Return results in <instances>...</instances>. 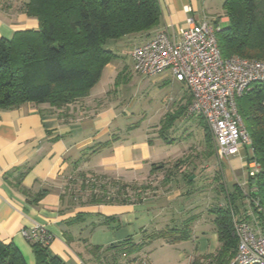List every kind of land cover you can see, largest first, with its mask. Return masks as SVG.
<instances>
[{"label": "crops", "instance_id": "obj_1", "mask_svg": "<svg viewBox=\"0 0 264 264\" xmlns=\"http://www.w3.org/2000/svg\"><path fill=\"white\" fill-rule=\"evenodd\" d=\"M157 1L160 10L157 26L145 33L131 35L138 39L131 48L161 31L176 33L185 29L188 17L198 22L207 20L218 28L220 22L227 24L222 6L218 16L212 15L203 8L206 0ZM24 2L26 0H0V39H9L15 31L37 28V21L27 17L21 9ZM199 2L203 3L202 8H199ZM105 69L106 72L109 70V75H114L120 73L121 68L108 64ZM165 73L152 76L153 81L163 86L179 84L185 89L183 94L173 98V104L170 101L161 107L163 117L177 116L166 135L156 133L157 128L152 129V134L150 130L145 134L136 131L122 118V108L117 102L103 95L104 89H92L88 97L67 109L56 110L47 104L28 103L0 110V241L17 247L26 264H35L34 254L20 232L34 226L44 227L53 235L48 251L66 264H97L96 256L100 257L108 246L133 237L140 238L144 232L164 230L187 236L176 242H191L194 251L198 252L196 255L217 249L213 215L208 210L226 205L240 215L242 202L238 200L232 205L226 194L234 192L235 187L243 194L248 191V178L241 170L246 163V149H239L236 155L226 159L228 168L223 171L226 182H212L214 186L211 184L205 197L209 202L206 212L205 209L197 210L188 217L172 207L183 198L177 189H172V183L173 176L183 172L186 160L183 153L174 150L182 147V143L186 145L190 133L186 132V125L198 118L188 116L184 109L191 101L185 86L175 82L169 72ZM182 113L184 116L181 117ZM105 142H108L106 146L99 145ZM154 143L174 153L170 152L168 157L158 156L153 149ZM96 147L98 149L93 152ZM196 151L195 157L199 155ZM179 162L183 165L177 168L178 173L168 180H162V177L160 187L152 194L133 200L131 196L138 188H135L137 192L131 191L132 204L74 203L76 198L68 193L66 183L77 173L97 180L111 179L116 187H134L144 183L146 177L159 174H150L152 165L162 164L171 172ZM195 176L193 172L191 178L194 180ZM236 204L237 208L234 207ZM121 211L132 218L127 220L130 232L122 233L112 230L111 224L103 225L105 219L115 218ZM163 241L171 245L168 240ZM194 257H190V262Z\"/></svg>", "mask_w": 264, "mask_h": 264}, {"label": "trees", "instance_id": "obj_2", "mask_svg": "<svg viewBox=\"0 0 264 264\" xmlns=\"http://www.w3.org/2000/svg\"><path fill=\"white\" fill-rule=\"evenodd\" d=\"M21 9L27 17L37 21V28L15 31L9 39H0V110L28 103L67 109L74 101L89 96L106 66L116 57L105 47L108 41L145 33L156 27L160 19L157 0H26ZM222 10L227 24L216 32L222 57L264 62V0H224ZM243 97L247 100V111L242 120L251 143L245 162L259 166L255 177L248 178V189L256 187V197L264 207V83L254 85ZM188 105L184 107L186 112ZM176 119L177 116H168L164 127L171 126ZM204 127L206 130V125ZM205 140L209 155H214L213 141L207 131ZM180 163L183 162L177 163L175 169ZM157 172L163 173L162 180L171 177V172L162 164L151 166L150 174ZM181 176L186 182L194 181L192 173L182 172ZM86 183L90 185L86 189L90 195L88 204L134 203L127 185L117 186V191L111 195L107 182L101 185L98 194L95 182ZM144 186L143 189H147V185ZM226 195L232 205L240 200L243 206L244 195L239 188L235 187L234 192ZM234 207L237 208V204ZM209 213L213 215L218 247L212 255L196 257L191 264H228L237 246L231 224L232 210L226 205L216 206ZM150 238L173 243L187 236L164 230ZM30 246L35 264H66L52 255L48 247L37 243ZM142 246L143 243H132V239L110 245L105 249V253L114 254L109 256L110 262L104 263L102 260L106 257L101 254L102 257L96 256L97 264H119L116 256L125 258L127 264H147L137 258ZM0 264H26V261L17 247L0 241Z\"/></svg>", "mask_w": 264, "mask_h": 264}, {"label": "built area", "instance_id": "obj_3", "mask_svg": "<svg viewBox=\"0 0 264 264\" xmlns=\"http://www.w3.org/2000/svg\"><path fill=\"white\" fill-rule=\"evenodd\" d=\"M176 33L164 30L134 46L132 69L143 77L169 72L185 86L191 97L188 116L201 118L209 129L218 161L249 149L250 137L237 101L251 86L264 83V62L239 57L223 58L218 47V27L193 17ZM247 178L259 171L255 162L245 163ZM256 187L245 192L240 215L232 211L231 224L237 246L228 264H264V207L256 197ZM29 244L48 247L53 235L44 227L22 229Z\"/></svg>", "mask_w": 264, "mask_h": 264}, {"label": "rangeland", "instance_id": "obj_4", "mask_svg": "<svg viewBox=\"0 0 264 264\" xmlns=\"http://www.w3.org/2000/svg\"><path fill=\"white\" fill-rule=\"evenodd\" d=\"M223 2L224 0H206L204 4L199 2L198 5L199 8H202L201 4H203V8H206L208 13L212 15L217 14L218 16V14L221 13L220 11ZM211 10L212 12H210ZM205 21L212 23L207 20ZM218 26L223 28L225 25L220 22L218 23ZM135 39L137 38L126 36L119 40H110L106 43L105 47L111 49L116 56L111 60L110 64L111 66L115 65L121 68L120 73L109 75V70L106 72L105 69L93 90L97 91L104 89L106 94L103 92V95L105 97L109 96V99L117 102V106L122 108V118L129 121L134 126V129H136L139 133L145 134L150 130L149 133L152 134V129L157 128L158 132L156 133L160 134L162 132V135H166L167 131L172 126L164 127V124L167 122L168 115L164 117L161 115V107H163V105L170 104V101H172L171 104H173V98L183 94L185 89L179 84H167L166 86H163L161 83H155L153 81L154 77H143L135 73L132 69V62L129 56V53L132 50L131 47L136 42ZM165 74L169 76L168 73ZM253 87L254 85L251 86V88ZM75 102L77 101H74V103ZM237 104L239 114L242 117L247 111L246 98L243 97L239 99ZM85 113L88 112L86 111ZM182 116H184V114H182L181 117ZM191 117L198 118L195 116ZM183 120L184 119L181 118V121ZM204 126L205 123L203 120H199V118L193 120L192 122H188L186 125V132L189 131L190 133L187 136V139L185 138L187 143L186 145L182 143V147H178L174 150L175 152L183 153V159L186 158L183 163L184 174L189 175L193 172L196 174L193 182H186L181 174H177L179 169L177 171L175 168L171 170L172 176L177 174V176H173L174 180L172 183V189H177L180 194H183V198L178 202L173 203L172 207L180 209L179 211H182L188 217L191 214H196L197 210L205 209L204 212H206V210L209 209H207L209 202L208 200L205 201V197L210 192L209 189L211 184L214 186V183L212 182H226L227 179L226 173L223 172L225 168H228L227 164H225L226 160L218 161L215 155H209L210 150L205 142L206 131L210 136L211 141L212 136L207 126L206 130ZM153 146V149L156 151V155L158 156L162 155L164 157H168L173 152L170 151V154L167 149L157 147L156 143H154ZM194 150H197L196 152L199 154L197 157L194 155ZM241 170H243V173L247 177L246 165H243ZM163 176V173L159 172L158 175L154 174L150 177H146V181V178H144L145 182L143 181L144 183H140V185H135L134 187L129 186V193L131 191L137 192L138 190V192L135 193V195H132L131 198L134 200L136 197H146L147 194H152L154 189L160 187V182ZM157 179H159V181H157ZM67 182H71L70 184H66L69 189L68 193L76 198L74 203H78L77 201L81 203L88 202L90 195L89 191L86 189H88L90 185L86 182H95L94 185L97 187L95 190V192H97L96 194L100 193V188H102L101 185L106 184V182L109 184L108 186L111 190L109 194L112 195L116 189V184L111 179L103 178L97 180L96 177H87L81 174L79 175V173H77L76 176L74 175L73 177H70ZM110 182H112V184ZM144 185H147V189H143L145 187ZM220 186L223 188L222 184ZM135 188L138 189L136 190ZM205 190L206 192H204ZM208 212L210 211L208 210ZM200 214L201 212L199 215ZM129 219L132 218H130L125 211H121L113 220L108 221L109 219H105L103 221L104 224H102H111L109 227L112 230L126 233L131 231V226H128L129 224L127 222ZM152 234L154 233L144 232L142 237H133L132 239V243L134 244L143 243L141 252L137 255V258L139 261H143L147 264H191L190 257L195 256L194 258H200L204 255H212L216 251L214 250L209 254L204 253L202 256H199L196 255L198 252L194 251V248L192 247L193 245L190 241V243L184 244L181 242H173L170 245L169 243L166 244L162 238H150ZM171 237L173 236H170V238ZM102 254L106 257L105 260H102L104 263L107 261L110 262L109 256H111V254L114 255L112 252L105 253V251H103ZM116 257H118L119 264H127L125 258L119 256Z\"/></svg>", "mask_w": 264, "mask_h": 264}]
</instances>
